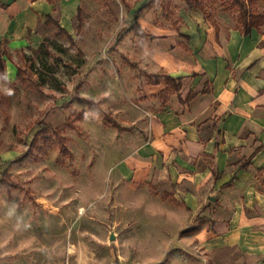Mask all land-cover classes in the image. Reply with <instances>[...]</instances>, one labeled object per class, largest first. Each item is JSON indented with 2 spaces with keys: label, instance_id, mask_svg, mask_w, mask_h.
I'll use <instances>...</instances> for the list:
<instances>
[{
  "label": "rangeland",
  "instance_id": "obj_1",
  "mask_svg": "<svg viewBox=\"0 0 264 264\" xmlns=\"http://www.w3.org/2000/svg\"><path fill=\"white\" fill-rule=\"evenodd\" d=\"M181 6L237 27L264 17V0H83L72 34L49 22L38 44L0 43V264H253L186 238L174 186L131 184L113 167L147 79L110 45L128 29L143 34L139 13L176 26ZM108 53L119 67L98 65Z\"/></svg>",
  "mask_w": 264,
  "mask_h": 264
},
{
  "label": "crops",
  "instance_id": "obj_2",
  "mask_svg": "<svg viewBox=\"0 0 264 264\" xmlns=\"http://www.w3.org/2000/svg\"><path fill=\"white\" fill-rule=\"evenodd\" d=\"M82 1L0 0V43L38 44L47 15L72 34ZM133 9L126 11L141 6ZM177 15L176 26H161L139 13L143 34L128 29L110 45L134 57L147 79L133 91L137 117L113 167L131 184L174 186L188 211L186 238L264 264V23L245 34L196 8L181 6ZM108 55L98 65L119 67ZM151 74L179 78L178 89L176 81H149ZM114 123L124 136L127 124Z\"/></svg>",
  "mask_w": 264,
  "mask_h": 264
},
{
  "label": "trees",
  "instance_id": "obj_3",
  "mask_svg": "<svg viewBox=\"0 0 264 264\" xmlns=\"http://www.w3.org/2000/svg\"><path fill=\"white\" fill-rule=\"evenodd\" d=\"M121 2H123L124 0H120ZM187 4H193L194 0H184ZM127 6V5H126ZM138 11H140V9H138ZM258 19L253 20L252 18L249 19L248 23H244V25L241 27V30L243 31V33H248L249 29L251 27H258L259 25H261L262 23H264V17H259L256 16ZM253 20V21H252ZM51 22L54 26H56L57 28V32H61V33H66L68 34L63 28H61L58 24V22L51 16V15H47L46 16V20L45 23H49ZM69 35V34H68ZM19 71V69H18ZM17 71V73H18ZM142 72V71H141ZM148 77H151V79L149 81L151 82H156L159 78H164L167 83H173L174 81H176V86L175 89H178L179 87V78L173 79L170 75H165V74H151L148 75ZM115 125V123H113Z\"/></svg>",
  "mask_w": 264,
  "mask_h": 264
},
{
  "label": "built area",
  "instance_id": "obj_4",
  "mask_svg": "<svg viewBox=\"0 0 264 264\" xmlns=\"http://www.w3.org/2000/svg\"><path fill=\"white\" fill-rule=\"evenodd\" d=\"M111 264H114V263H111Z\"/></svg>",
  "mask_w": 264,
  "mask_h": 264
}]
</instances>
